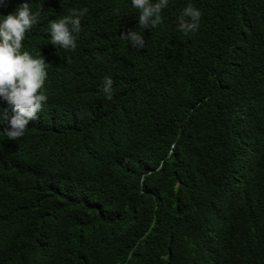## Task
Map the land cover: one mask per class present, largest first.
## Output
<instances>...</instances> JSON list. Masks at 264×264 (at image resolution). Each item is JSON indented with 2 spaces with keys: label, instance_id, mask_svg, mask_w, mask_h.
Masks as SVG:
<instances>
[{
  "label": "trees",
  "instance_id": "obj_1",
  "mask_svg": "<svg viewBox=\"0 0 264 264\" xmlns=\"http://www.w3.org/2000/svg\"><path fill=\"white\" fill-rule=\"evenodd\" d=\"M25 2L48 101L18 140L0 122V264H264V0H169L146 30L132 0H4L0 20ZM84 8L76 50L51 44Z\"/></svg>",
  "mask_w": 264,
  "mask_h": 264
},
{
  "label": "clouds",
  "instance_id": "obj_2",
  "mask_svg": "<svg viewBox=\"0 0 264 264\" xmlns=\"http://www.w3.org/2000/svg\"><path fill=\"white\" fill-rule=\"evenodd\" d=\"M4 0H0L2 4ZM169 0H132L134 8L139 10L141 29L155 28L162 23V10ZM43 5L33 11L28 2L21 4L14 13L0 20V97L11 106L9 118L6 109L0 111V122L7 121L5 129L9 140H18L25 135L30 121L37 118L48 101V96L41 91L48 79V66L43 56H33L30 52H21L26 34L39 22ZM120 9H114L119 13ZM88 9H73L69 15L54 20L49 25L51 44L64 50L75 51L76 35L81 30L82 18ZM201 12L192 4L185 7L179 16L178 29L185 34L199 29ZM121 38L130 42L134 48H144L145 39L137 31L129 30ZM103 92L107 100L113 98V80L105 77ZM169 152V156H171ZM163 167V163L161 164ZM143 182V177L141 178Z\"/></svg>",
  "mask_w": 264,
  "mask_h": 264
}]
</instances>
